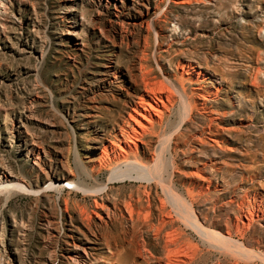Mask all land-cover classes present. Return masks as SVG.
<instances>
[{"label": "rangeland", "instance_id": "obj_1", "mask_svg": "<svg viewBox=\"0 0 264 264\" xmlns=\"http://www.w3.org/2000/svg\"><path fill=\"white\" fill-rule=\"evenodd\" d=\"M9 3L0 11V187L7 185L0 188V264H142L126 242L108 246L100 234H83L81 213L93 229L104 216L92 212L95 196L48 186L96 172L100 140L127 117L123 106L142 88L135 81L142 71L153 81L169 77L179 90L183 80L197 105L179 125L175 94L152 139L176 134L167 170L178 191L198 193L197 213L224 224L239 207L249 216L258 196L264 206V0ZM197 73L200 84L190 80ZM137 120L147 125L143 114ZM94 176L88 185L106 181L108 171ZM197 182L208 190L198 192ZM122 185L113 184L110 198L128 194ZM253 224L243 237L253 256L241 253L237 264H264V220ZM187 232L201 250L192 264L232 262ZM144 235L158 255L152 232Z\"/></svg>", "mask_w": 264, "mask_h": 264}, {"label": "bare ground", "instance_id": "obj_2", "mask_svg": "<svg viewBox=\"0 0 264 264\" xmlns=\"http://www.w3.org/2000/svg\"><path fill=\"white\" fill-rule=\"evenodd\" d=\"M9 2L10 0H0V11L4 10L6 5L10 4ZM2 25L3 23L0 22V26ZM142 72L140 73L141 77L139 81L135 79L136 82L142 85V88L136 86L135 94L132 97L128 96L123 106L127 108V117L122 116L112 121L116 129L112 127L107 134V138H101L100 140L103 148L97 162L98 168L95 169L96 172L89 173L82 170L81 174L83 176L80 180L78 179V181H67L65 186L63 183L52 182L48 184V186L50 185V187L56 189L71 186V188L73 187L85 195L95 196L92 202L96 210L94 209L92 212L97 214V217L99 216L97 209L100 208L104 216H99L98 222L100 224H98L96 229H93L92 226H90V222L88 224V221L85 222L82 219L83 214L80 212V216L82 217H80V220L85 223L87 227V231H83V234L86 237L92 235L95 238L100 234L106 239L108 246H110V240L117 245H123L124 242H126L128 250L130 249L142 258V264H192L196 262L195 260H198L200 257L201 250L199 245L188 236V232L186 233L188 230L195 233L207 247L209 246L220 254L232 259L230 264H237L239 261H237V259H239L238 256L241 253L244 255L252 254L253 256L254 249L251 248L253 245L250 246V243L244 240L243 237L245 232L254 225V221L264 220V206H262L259 196L256 201L257 205L253 207L254 209L252 211H249V216L243 213L238 206L240 210L238 209L237 216H234L232 219L229 218L224 224H212L208 222L207 218L201 216L203 213L201 215L197 213L195 201L198 193L193 192L192 189H186L185 194L178 191L173 184V170L170 173L167 170V165L169 163L171 166H174L172 165L174 160L173 144L175 143L174 138L176 134L172 133L165 138L159 139L160 141H152L153 137L160 136V131L159 133L156 131V126L162 125L164 114L168 112L169 108L173 105L175 94L180 98V107L182 109V114H180L184 117H182V120L178 123L179 125L183 123L184 119L191 114L197 105L193 102L192 96L186 94L183 80H180L179 90L169 77H164L163 80H158L160 79L158 78L153 81L146 78ZM200 76L203 77L201 73L194 74V77L190 78V80H193L196 84H200V82H202L200 81ZM142 114L147 125H141L137 120V115L141 116ZM166 114L168 115V113ZM134 122L137 123L138 128L133 126ZM171 124L172 123H170V125ZM212 130L214 132V129ZM201 132L202 131H200V134ZM181 133L183 134V132ZM161 134L163 133L161 132ZM96 140L98 139L96 138ZM212 141L216 144L215 139ZM205 142L207 141L205 140ZM38 154L39 152L37 155ZM102 170L108 171L106 181L96 183V185L92 186L88 185L89 183H87V181L89 180L97 182L98 179L94 176V173L100 174ZM197 170L199 171V169ZM165 171L167 174H165ZM194 172L196 171L194 170ZM187 174L189 175V173ZM182 176L184 177L185 175ZM202 180L203 179H201V181ZM115 183H122L123 185L121 188L130 187L128 194L122 198L118 195L110 198V193ZM6 186L7 185H2L0 188L3 189ZM17 186L23 188L21 184H17ZM196 186L198 192H204L205 189L208 190L209 188V185L204 187L202 182H197ZM214 187H216V185H214ZM203 194L201 193L200 195L202 196ZM231 200L233 199H230V202ZM243 203L241 205H245ZM234 206L235 205H233V207ZM248 210H250V208ZM90 212L89 214L86 213L88 217H90ZM233 213L235 215L236 212L234 211ZM87 215L85 216L87 217ZM119 226H121V231L118 229L120 228ZM148 230L152 232L153 238L160 244L161 251L158 255L155 254L147 237L144 235V231ZM119 239H121V243L118 242ZM108 251L110 252V249ZM120 251L122 252V250ZM113 253L115 254V252ZM248 257L249 255L246 256L245 259ZM116 259L121 260L122 258L120 256V258ZM216 264L221 263L217 261Z\"/></svg>", "mask_w": 264, "mask_h": 264}]
</instances>
